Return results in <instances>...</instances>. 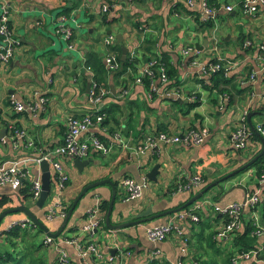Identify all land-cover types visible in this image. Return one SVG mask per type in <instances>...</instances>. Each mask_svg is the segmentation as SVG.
I'll return each instance as SVG.
<instances>
[{"label": "crops", "instance_id": "crops-1", "mask_svg": "<svg viewBox=\"0 0 264 264\" xmlns=\"http://www.w3.org/2000/svg\"><path fill=\"white\" fill-rule=\"evenodd\" d=\"M201 1L197 0L190 7L186 0H6L8 22L12 25L15 44L11 58L6 63L0 61V169L20 162L26 165L31 181L40 180V162L33 159L38 156V150L26 147L21 139L10 136L9 125L17 124L25 131L27 138L43 148L60 144L68 129V117H82L94 110L95 105L89 101L93 79L104 91L96 107L116 104L119 109L114 112L116 123L109 120L103 123V127L98 125L89 131L105 140L108 147L106 153L90 150L82 158L89 163L81 173L73 165L74 158L60 159L62 171L69 179V184L62 191L58 189L53 168L47 161L51 184L44 208L35 206V201L30 198L13 196L9 186L0 185V198H9L7 204L0 206V213L6 207L17 206L20 201L28 200L32 203L29 208L37 217L44 218L49 230L55 232L62 219L56 217L48 220L45 217L47 210L44 213V209L55 205V200L60 199L63 206L68 208L84 185L99 179H109L115 186L116 197L110 214L112 224L132 221L137 213L147 207L151 208L152 213L173 212L121 230H109L104 223L93 233H84L80 231L81 225L85 223L89 210L111 197V187L103 184L84 195L61 234L55 238L59 241L74 238L83 246L94 242L98 249L97 256L90 257L92 253L81 256L75 244H45L43 240L46 234L34 229L32 234L41 235L34 242H43L44 246L31 252L26 257L27 261L35 257L39 258V264H57L60 249L68 257L67 264H152L153 260L169 264H196L192 257L193 247L188 243L192 238V233L188 231L189 219L180 218L179 215L193 209L194 205L184 208L183 205L201 188L192 193L171 190L177 182L191 175L204 177L206 184L244 165L261 149V142L258 144L248 140L245 148L235 149L230 141L231 132L241 121L245 110L252 113L250 121L255 129L264 123V115L261 114L264 111H260L264 106L260 101V95L264 93V80H255L251 90L238 85L239 78L249 72V66H260L259 57L264 56V53L258 54L259 45H264V34L254 26L263 20L264 5L254 16L239 10L242 0H215L213 3L216 6L231 5L232 11L221 9L215 16L204 17L200 14ZM103 6H107L106 12L101 11ZM62 11L68 13L65 15L67 18H71V15L77 18L80 12H84L89 20L100 17L106 28L105 34L99 39L92 36L77 39L73 28L66 24L72 34L66 40L57 32V25L54 24L64 16L61 15ZM210 18H213V26L209 29L205 24ZM243 20L248 23H243ZM47 23L53 25L55 35L67 41V46L62 43L63 40L59 41L58 47L55 46L53 31ZM92 23L88 26L89 33L94 31ZM222 26L228 33L220 35ZM239 28H243L244 32L239 31ZM108 31L111 33L108 34ZM109 35H112L113 40L107 46L104 41ZM117 35H121L120 42L116 40ZM244 37L253 40L251 47L242 44ZM148 43L157 55L165 53L177 70L176 77L171 79L172 86L166 88V92L177 91V95L156 92L158 96H149L140 82L139 77L147 59L151 57L150 52L144 55ZM122 47L127 48L126 57L135 59L134 65L125 72L121 70L120 64L116 71H107L105 57L112 51L118 61L121 60ZM188 47L189 52L183 53ZM217 57L232 59L236 63L230 71L231 83L223 86L227 89L225 93H229L232 98L231 103L224 108L219 105L221 94L217 88H212L211 83L206 86L200 83V76L191 65L192 60L205 63ZM12 96L21 103L37 102L39 97L45 101L34 113L18 112L10 102ZM172 100L177 101L173 103ZM192 102L196 104L188 109V104ZM203 128L208 130V135L199 146L161 144L154 153L132 152L141 134L144 136L153 131H167L181 136L190 129ZM111 132L119 134V138L115 139V134L112 136ZM85 136L83 134L81 138ZM124 143L127 144L126 148L123 147ZM156 164H159V172L156 180L152 181L146 177V173ZM252 164L241 175L236 173L235 177L233 175V178L223 181L221 188H210L201 199L203 212L209 217L211 230L214 231L212 238L219 243L220 251L232 252V256L240 252L235 246V237L246 230V224L254 227L259 224L264 228V182L258 180L256 167ZM73 176L79 179L75 186L71 179ZM125 178L145 183L140 197L123 201L122 181ZM254 191H259V201L252 209L249 206L241 208L243 225L240 224L225 239L218 238L224 220L215 206L242 203L245 196ZM25 219L27 216L22 212L11 213L3 218V224L0 223L3 248L8 243L5 233ZM101 219L103 221L104 217ZM171 220L174 221L173 228L165 240L152 242L147 238V227L165 225ZM250 236L254 237L252 248L264 242V236L252 233ZM192 246H196L193 238ZM111 250L115 251L114 256ZM249 262L240 260L237 264Z\"/></svg>", "mask_w": 264, "mask_h": 264}, {"label": "built area", "instance_id": "built-area-1", "mask_svg": "<svg viewBox=\"0 0 264 264\" xmlns=\"http://www.w3.org/2000/svg\"><path fill=\"white\" fill-rule=\"evenodd\" d=\"M133 1V0H129ZM186 3L193 7L195 5V0H186ZM264 5V0H242L239 3L240 8H242V12L247 15H254L256 11ZM7 2L6 0H2V13L0 15V61L2 63H6L12 56L13 48L15 44V39L12 36V31L8 27V16H7ZM220 10H225L227 12L232 11L233 7L229 4L223 5L219 7ZM107 6H103L101 11L106 12ZM200 11L201 15L204 17H212L215 16L216 9L211 7L209 4H207L206 0L201 1L200 5ZM67 20V17L61 16L58 20L57 24V32L62 34V36L68 40L71 37V30L66 25L65 21ZM113 40L112 35H109L105 39L106 45H110L111 41ZM212 40H215L212 38ZM252 43L250 41H247L245 45H251ZM68 47H72V45H68ZM260 50H264V45H259ZM190 47H188L186 50L183 51V53L189 52ZM261 60L260 67L250 74L249 79L251 81L255 80V74H262L264 77V56L259 57ZM236 63L231 60H226L221 57H217L215 61L209 60L208 62L201 63L197 62L196 60H192L191 65L195 69V73L198 74L200 77H203L207 75L209 72H214L218 69H224L225 72H229L231 68ZM159 65L155 60L147 61L145 64V67L142 71V74H147L150 78H153V67ZM104 66L107 69V71H116L119 67V61L116 56V54L112 51L109 52V54L104 59ZM90 70V69H89ZM158 81L160 82V85H164L167 83L168 79L165 73V69L163 65L161 64L159 66V72L157 74ZM151 89L159 93H164L167 91V89H161L162 87H155L153 86V83H151ZM149 96H151V93L147 92ZM165 94L169 95H177V91H170L166 92ZM104 95L103 89L100 87V85L93 79L91 83L90 88V94H89V101L95 105V108L92 113H87L85 115L81 116H69L66 120L67 124V132L62 140V142L58 145H55L51 148H43L42 146L36 145L34 141L27 138V135L24 130L14 128L13 125H9L8 128L13 129V137L17 139H21L22 142L26 147H34L38 150V156L34 157V161L40 162L42 160H46L50 163V165L53 168L55 181L57 183L58 189L63 190L64 188V181L68 179V176L64 174L62 171L61 161L60 159L63 157H71V158H84L88 155L89 151L94 149L97 151H100L102 153H106L108 151V147L105 142L101 141L96 134H91L89 131L94 128L95 126H98L99 123L104 118V114H96V112L100 109L99 107H96L102 99ZM259 99V98H258ZM44 98L39 97L37 99V102H27V103H21L14 99V97H11V104L13 105L14 109L18 112H26V113H34L36 112L41 106L44 104ZM260 101L264 103V93L260 95ZM248 110H245L241 121L238 123L236 128L233 129L230 136L231 145L235 149H243L246 147L247 142L249 140L248 138V129L247 125L243 122L248 114ZM256 130L259 133H264V130L261 128V126H257ZM85 134L86 136L84 138H81V135ZM208 135V130L206 128L197 130V129H190L187 132H185L183 135H174L167 131H153L152 133L146 134L142 136L137 140L135 145L132 148V152L136 154H142L147 152H157L159 150V146L161 144H181L183 146L189 147V146H199L201 145L206 136ZM115 139L119 138V134L114 135ZM123 147H127V144L124 143ZM24 179L28 180L32 183L31 186V195L29 198L32 201H36L39 197V194L41 192V182L39 179L36 180H30L29 179V172L25 164H22L20 162H15L9 166L2 167L0 169V185H7L11 189V191L14 194H17L18 189L21 187V181ZM261 183L264 182V173L260 176L258 179ZM203 184V180L200 175L194 174L191 175L188 180L183 183L179 184L176 187V191L174 192H191L196 191L201 188ZM122 186L124 188V198L123 201H130L133 199H136L140 197L142 188L145 186V183H137L131 178H125L122 181ZM55 205L53 204L50 206L47 210V213L45 217L48 220L54 219L56 217H59L61 219L64 218L65 212H61L60 209L65 208L63 206V201L55 200ZM259 201V191H254L253 193H249L245 196V199L242 203H230L225 206H215V210L221 213H228L231 215L234 219L229 223L226 224L219 232H218V238L225 239L228 234H230L231 230L234 228H238L240 223H237V217L241 212V208L245 206H252L256 204ZM203 206V201H198L194 204V207L191 211L185 212L179 215L180 218H188L194 221L198 220V217L196 214H194L192 211L196 209H200ZM177 217V216H175ZM100 220H102L98 216V205L96 204L93 208H91L88 212V217L81 225V230L84 233H93L95 230H97L98 227H100ZM174 221H168L165 225L160 226H150L147 227L145 232L147 238L152 242H161L166 239L167 235L172 231ZM15 225H19L22 228H25L29 225H33L32 222L27 218L25 220L20 221V223H17ZM255 229L252 232L256 236H264V228L256 224ZM45 244H52L55 243V245H61V243H68V244H75L78 250V253L81 256L86 257L90 253H93L97 256L98 249L97 245L94 242L88 243L87 245L83 246L80 243H77V241L74 238L71 239H63L61 241L55 240V238H52L48 235H46L45 239L43 240ZM264 242L255 248H252L248 251H241L238 252L233 256V263L237 264L238 261H252L256 263H263L264 264ZM60 255L57 261V264H67L68 263V257L65 252L60 251Z\"/></svg>", "mask_w": 264, "mask_h": 264}, {"label": "trees", "instance_id": "trees-1", "mask_svg": "<svg viewBox=\"0 0 264 264\" xmlns=\"http://www.w3.org/2000/svg\"><path fill=\"white\" fill-rule=\"evenodd\" d=\"M206 1H207V4H209L211 7L216 9V13L218 14V11H220V8H219L220 5L216 6L213 3L215 0H206ZM109 2H110V0H109ZM195 2H197V0H195ZM239 10L242 11V8H240V6H239ZM62 14L65 16L68 13H66L65 11H62L61 15ZM212 21H213V18H210V20H208L207 24H205L207 28L210 29L213 26ZM8 27L12 31V25L10 22H8ZM71 37H72V34H71ZM247 41H250L252 44L251 45H245V46L251 47L253 45V40L249 37H244L242 40V44H245ZM118 51H119V49H118ZM147 52H150V54H151V57H149L147 59V61L155 60L159 65L153 67V72H154L153 78H150L147 74H142L139 77V80L144 85V87L147 89V91H149L151 93V95L153 97H155V96H158V94L156 93L155 89L154 90L151 89V87H152L151 83H153L154 88L157 86L162 87L164 89L171 87L172 86L171 79H174L176 77L177 70L172 66V64L170 63L169 57L165 53L161 52L159 55H157V53L152 51V48H151L149 43H148L147 48L144 50V55ZM263 53H264V50H260V52L258 54H263ZM119 59H120V57H119ZM214 59H216V58H212L210 60L215 61ZM223 59H225V58H223ZM134 60L135 59H132V57L131 58L126 57L124 61L119 60L121 70L123 72H125L128 68L132 67L134 65V62H135ZM226 60H230V59H226ZM231 61H233V60L231 59ZM161 64L163 65V67L165 69V73H166V76L168 79L167 83H165L164 85H160V82L158 81V77H157V74L159 72V66ZM259 67L260 66H254V67L249 66V68H250L248 70L249 72L245 76H241L239 78L238 85L244 89L250 88V90H251V88L253 86V82L255 80H257V79L264 80L263 75L259 74V73L255 74V80L254 81H251L249 79L250 74L252 72H255ZM230 71L225 72L224 69L221 68V69H218L214 72H209L207 75L199 78V82L202 83L204 86H206L205 84L211 83L210 85L212 88H217L216 90L218 91L219 95L221 94L220 95L221 98L219 100L220 101L219 105L221 106V108L226 107L232 101L230 94L225 93V91L227 89L225 87H223V86L231 83L232 79L230 78ZM176 101L177 100H172L173 103H175ZM195 104H196L195 102L189 103L188 109L192 108ZM111 108H112V110H111ZM118 109H119L118 105H116V104L112 105V106L110 104L107 107L101 106L100 109L96 112V114H101V113L104 114V118L99 123V125L101 127H103V123H106L109 120H112L116 123L114 112ZM110 111H111V115H110ZM260 111H264V106H262V108H260ZM92 112H90V113H92ZM248 112H249V110H248ZM243 122L247 125L249 140H251V141L254 140V141L258 142V144H260L259 137L253 131L250 130L249 124L247 123L246 118ZM13 127L20 129V127L17 124H14ZM261 128L264 130V123H263V125H261ZM8 131H9L10 136L14 135L12 128H8ZM114 134H115V132L110 133V135H112V136ZM260 134L263 135V137H264V134H262V133H260ZM96 136L101 141L105 142V140L103 138H101L99 135L96 134ZM140 137H141V135H140ZM251 166L256 167V174H257V178L259 179L260 176L262 175V173H264V155L262 157L258 158L257 160H255ZM247 168H249V166ZM247 168H245L244 170H246ZM201 178L203 180V184H205L204 181H206V179L202 176H201ZM187 180H188L187 177L181 179L179 182H177L175 184V186H173V189L171 191H175L177 185L183 184ZM68 184H69V179H66L64 181V188ZM205 185H207V183ZM31 186H32V183L29 182L28 180L24 179L23 181H21V187L18 189V192L16 195L20 196L22 198H25V199L29 198V196L31 195ZM203 187H201V189ZM192 192L193 191H191V193ZM8 201H9L8 197H6V196L1 197L0 198V206H4L5 204L8 203ZM199 201H201V200H199ZM108 203H109V200H102L101 203L98 204V216L100 218L104 217L105 212L108 209ZM254 205H256V204H254ZM254 205L250 206L249 209H252L254 207ZM192 212L194 214H196V216L198 217V220L194 221V220L189 219V220H187V223L189 226L188 231H189V233H192L191 235H192V238H193L196 246H192V238L191 237H190L188 243L191 244V247H193L192 257L194 258L195 263L196 264H234L233 259H232L234 255L232 256V252L227 253L225 250L220 251L221 250L220 246H218L219 243L216 242L214 238H212L214 231L211 230L210 219H209V217H207L205 215V212H203V208L196 209ZM221 217H223V220H224L223 226H225L226 224H229L234 219L228 213H222ZM241 218L242 217H240V214H239L237 219H236L237 223L242 224ZM216 219H217V217L214 216V220H216ZM102 224H104V220L103 221L100 220V225H102ZM104 226L106 227L105 224H104ZM255 228L256 227L252 226L251 224H248V225L246 224V230L242 234L237 235L235 237V241H236L235 246L238 247V251H240V252L241 251H248V250H250V248L253 247L254 237H251L250 233H252ZM34 229H36V231L38 233L42 232V230L40 228L36 227L35 225H29L25 228H22L21 226L17 225L5 233V235H7L8 243H6L7 245L5 248L0 250V264H39V258L32 257L31 260H29V261L26 260V257L29 256L31 254V252L37 250L38 248H41V246H44L43 242L41 244H36L34 242L33 234H34V237H35V235H37L36 233H33V234L31 233V231H33ZM235 230H236V228H234L230 232L232 233ZM205 233H207V234H205ZM199 241H200V244H198ZM203 244H204V246H203ZM260 245H254V246H260ZM263 256H264V251H263ZM90 257L95 258V255L92 253ZM161 261L153 260L151 263L152 264H169L166 261H162V262ZM244 264H258V263L250 261L249 263H244Z\"/></svg>", "mask_w": 264, "mask_h": 264}, {"label": "water", "instance_id": "water-1", "mask_svg": "<svg viewBox=\"0 0 264 264\" xmlns=\"http://www.w3.org/2000/svg\"><path fill=\"white\" fill-rule=\"evenodd\" d=\"M110 33H111V31H108V34H110ZM116 40H117V42H120L121 41V35H117ZM126 53H127V48L122 47V55H121L122 61L125 60ZM88 90H89V85L87 86V91ZM251 114L252 113H250V112L247 114L246 120H247V123L249 124L250 130L253 131L259 137L260 142H261V149L254 155V157H252L248 162L244 163V165H242L238 169H235L231 173H228L227 175H224V176L216 179L215 181H211V182L207 183V185H205L200 191H198L196 194H194L183 205V208L187 207L189 205H194L195 203H197L199 200H201L203 198L204 193H206L210 188L215 187V186L221 188V183L223 181H225L226 179H229L231 176L235 175L236 173H239L240 171H242L246 167L250 166V164L253 163L255 160H257L258 158H260L264 155V137L252 125V123L250 121ZM261 114L264 115V112H262ZM88 163H89V161L81 159V158L76 157L73 159V165L77 168V170L80 173L83 171V168ZM39 167H40V171H41V175H40L41 192L39 194V197L35 201V206L42 209V208H44L45 201L47 200L48 195L50 193V184H51L50 166L46 160H42L39 163ZM158 168H159V164L154 165L153 168L146 173V177L149 180L155 181L156 176L159 172ZM103 184H108L112 190V194H111V197H110L109 203H108V209L104 215V223L109 230H121V229H124V228L129 227V226H136V225L141 224V223L150 222V221L157 219L163 215L173 213L171 211L162 212V213H152L151 208L147 207L146 209H143L142 211L137 213L135 215V219H133L132 221L112 224V223H110V214L113 210L114 200L116 197L115 186L113 185V182L109 179H99L97 181L90 182V183H87L86 185H84V187L81 189V191L72 200L71 205L68 208L65 207V208L60 209L61 212H65V216L62 219V222H61L59 229L55 232L50 231L48 226L45 224V222L41 218L37 217L36 214L31 210V208H29L28 206L25 205L23 200L20 201L19 205H17V206L6 207L3 209L0 213V223L6 215L11 214V213H15V212H22L27 216V218L32 222L33 225L40 228L46 235H48L52 238H56L61 234V232L63 231V229L67 225V222L69 221L70 216H71L73 210L75 209L77 203L84 197V195H86L91 190H93V189H95V188H97ZM13 196H17V195L13 194ZM46 210H48V208L44 209V213ZM174 212H176V211H174ZM114 250H116V249H114ZM114 252L115 251H113V250L110 251L112 256H114Z\"/></svg>", "mask_w": 264, "mask_h": 264}, {"label": "rangeland", "instance_id": "rangeland-1", "mask_svg": "<svg viewBox=\"0 0 264 264\" xmlns=\"http://www.w3.org/2000/svg\"><path fill=\"white\" fill-rule=\"evenodd\" d=\"M262 8H259L257 11H256V13H255V15L256 14H258L259 12H260V10H261ZM1 13H2V9H1V4H0V15H1ZM254 15V16H255ZM72 17L71 18H67V20L65 21V23L66 24H68L69 26H71L72 28H73V33L75 32V37L78 39V38H80V37H86L87 38V36H92L93 38H95V39H99V38H101L104 34H105V32H106V28H105V25H104V23L101 21V19H100V17H96L94 20H89L90 18L89 17H87V16H85V14H84V12H80L79 13V15H78V17L76 18L74 15H71ZM239 16H242V15H239ZM244 16V15H243ZM245 17V16H244ZM248 18H250V16H248ZM252 18H253V16H252ZM93 22V23H92ZM92 23V25H93V27H94V31H93V33H89L88 32V26L90 25ZM243 23H248V21L247 20H243ZM264 23V17H263V20H261V21H259L258 23H255L254 24V26L256 27V28H260L261 29V32L264 34V28H262V24ZM55 25H57L58 24V20H57V22L56 23H54ZM80 24H82L83 26L82 27H79L78 25H80ZM55 25H54V27H55ZM47 26L49 27V29L50 30H52L53 31V34H52V38H53V40L55 41V46L56 47H58L59 46V41H62V43H64V45L65 46H67V41H65L64 39H62V38H59L57 35H55L54 34V28H53V25H50V24H48L47 23ZM219 30H221V34L220 35H223V34H225V33H228V30H226L225 28H224V26H222L221 27V29H219ZM239 31H241V32H244L243 31V28H239L238 29ZM219 33H220V31H219ZM61 39V40H60ZM66 52H68V53H70V51H68L67 49L65 50ZM71 51H74L73 49H71ZM39 51H37V53H38ZM74 52H76V51H74ZM138 61H139V57H138ZM242 172L244 173V172H246V170H243V171H241L240 173H237L236 175H238V174H242ZM78 175V174H77ZM236 175H234L233 177H235ZM232 176H231V178H233ZM72 183H73V185L75 186V185H77L78 184V178L77 177H75V176H73L72 178ZM24 203H25V205L26 206H32V203L30 202V201H28V200H26V202L24 201ZM42 220H44V218L42 219ZM1 224H3V220L1 221ZM41 235H36L34 238H33V240L34 241H36V240H38V238L40 237ZM3 249V242H0V250H2Z\"/></svg>", "mask_w": 264, "mask_h": 264}]
</instances>
